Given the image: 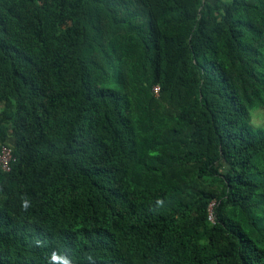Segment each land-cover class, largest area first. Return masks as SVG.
I'll list each match as a JSON object with an SVG mask.
<instances>
[{"label": "trees", "instance_id": "trees-1", "mask_svg": "<svg viewBox=\"0 0 264 264\" xmlns=\"http://www.w3.org/2000/svg\"><path fill=\"white\" fill-rule=\"evenodd\" d=\"M257 107L264 0H0V264H264Z\"/></svg>", "mask_w": 264, "mask_h": 264}, {"label": "built area", "instance_id": "built-area-1", "mask_svg": "<svg viewBox=\"0 0 264 264\" xmlns=\"http://www.w3.org/2000/svg\"><path fill=\"white\" fill-rule=\"evenodd\" d=\"M14 161L12 149L9 146H2L0 149V171L8 172L11 169V164ZM213 205V204H212ZM209 220H212L211 207L209 212Z\"/></svg>", "mask_w": 264, "mask_h": 264}, {"label": "rangeland", "instance_id": "rangeland-1", "mask_svg": "<svg viewBox=\"0 0 264 264\" xmlns=\"http://www.w3.org/2000/svg\"><path fill=\"white\" fill-rule=\"evenodd\" d=\"M251 124L255 128L264 129V107H257L255 110L252 111Z\"/></svg>", "mask_w": 264, "mask_h": 264}, {"label": "clouds", "instance_id": "clouds-1", "mask_svg": "<svg viewBox=\"0 0 264 264\" xmlns=\"http://www.w3.org/2000/svg\"><path fill=\"white\" fill-rule=\"evenodd\" d=\"M64 264H71V261L69 258L65 257L64 258Z\"/></svg>", "mask_w": 264, "mask_h": 264}]
</instances>
